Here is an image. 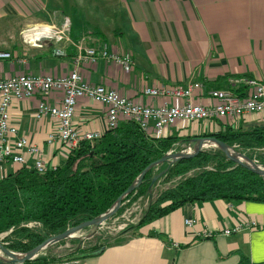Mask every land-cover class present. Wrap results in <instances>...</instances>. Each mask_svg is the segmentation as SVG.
Returning <instances> with one entry per match:
<instances>
[{
	"label": "crops",
	"instance_id": "obj_1",
	"mask_svg": "<svg viewBox=\"0 0 264 264\" xmlns=\"http://www.w3.org/2000/svg\"><path fill=\"white\" fill-rule=\"evenodd\" d=\"M35 17L46 22L32 21ZM43 24L57 30L68 25L69 40L43 41L34 47L22 39L26 28ZM87 48L98 53L106 50L132 62L128 70L101 56L95 64H82L79 73L91 85L157 106L163 99L144 96L143 88L200 83L201 92L193 102L211 105L209 90L237 91L232 83L242 78L264 82V0H55L53 4L48 0H0V52L10 54L0 59V80L21 74L66 75L74 70L78 53ZM41 99L35 94L14 100L9 114L17 137L39 148L50 170L62 164L69 152L56 140L48 142L57 121L50 116L35 117ZM60 101L58 93L46 99L50 105ZM106 111L102 104L81 98L73 126L80 134H104ZM249 121L264 124V115L242 118L238 127L251 126ZM225 124L231 123L226 119L179 123L168 129L167 136L216 133ZM149 135L157 137L153 132ZM24 159L23 164L1 162L0 179L22 168L33 169L32 156L24 153ZM186 220L193 224L186 225ZM252 220L255 228L249 226ZM232 229L236 231L223 234ZM138 234L125 235L127 241L105 248L96 257L23 264H264L261 203L187 204L141 227Z\"/></svg>",
	"mask_w": 264,
	"mask_h": 264
},
{
	"label": "trees",
	"instance_id": "obj_2",
	"mask_svg": "<svg viewBox=\"0 0 264 264\" xmlns=\"http://www.w3.org/2000/svg\"><path fill=\"white\" fill-rule=\"evenodd\" d=\"M203 137L222 138L253 159L249 154L264 149V124L244 129L225 124L216 133L154 137L136 123L125 120L95 141L80 142L55 168L42 173L22 168L0 179V235L10 251L26 253L50 236L103 214L150 164L170 151H179L180 145L192 146L194 139ZM257 161L264 165V155L258 156ZM169 182V187L157 189L160 183ZM138 198L148 203L136 224L106 240L99 236L95 245L86 248H78L79 241L70 240L77 248L75 254L120 245L128 240L127 233L129 237L138 236L141 227L187 204L217 200L264 204V176L237 167L215 149L151 168L114 217ZM32 223L36 227L30 228ZM71 256L45 254L32 262H60Z\"/></svg>",
	"mask_w": 264,
	"mask_h": 264
},
{
	"label": "built area",
	"instance_id": "obj_3",
	"mask_svg": "<svg viewBox=\"0 0 264 264\" xmlns=\"http://www.w3.org/2000/svg\"><path fill=\"white\" fill-rule=\"evenodd\" d=\"M68 30V25L60 30L47 24L35 25L26 28L21 36L27 44L38 47L43 41L56 43L68 41ZM56 53L61 54L59 51ZM99 56L119 64L125 70H128L132 64L129 58L110 54L106 50L98 53L95 49L87 48L78 53L74 70L66 75L21 74L0 80V163L10 160L23 164L25 162L24 153H26L33 158L34 170L40 173L46 171L39 148L28 142L26 138L17 137L18 129L11 122L9 114L11 103L14 100L29 99L35 94H39L42 98L37 105L35 117L41 119L50 116L57 121L56 132L48 136V142L56 140L67 147L68 152L76 149L82 141H95L103 135L99 132L80 134L73 126L77 102L81 98L89 99L107 108L106 131L117 128L121 121L130 120L136 123L143 132L147 134L153 132L157 137H166L168 129L179 123L226 119L232 125L237 126L242 118L264 115V82L253 78H242L233 82L232 86L233 88L237 86V91L209 90L207 96L212 104L207 106L193 102L195 96L201 92L200 83H190L184 87L170 85L145 87L142 90L144 96L161 98L163 102L157 106L143 105L139 101L122 96L113 89H107L102 85H91L83 80L79 67L82 64H95ZM8 58L10 54L0 52V59ZM57 93L61 95L59 104H48L46 99ZM169 100L179 103L172 104ZM147 203L148 200L138 198L119 216L101 225L94 235L102 232V229H111L113 236L120 234L128 226L136 224ZM185 224L191 226L193 222L186 220ZM36 225L32 223L29 227H36ZM249 226L255 228L257 224L252 220ZM235 231L236 229L225 230L223 234L230 235ZM85 242L86 240L81 244V248L85 246ZM69 246L71 244L67 245Z\"/></svg>",
	"mask_w": 264,
	"mask_h": 264
},
{
	"label": "water",
	"instance_id": "obj_4",
	"mask_svg": "<svg viewBox=\"0 0 264 264\" xmlns=\"http://www.w3.org/2000/svg\"><path fill=\"white\" fill-rule=\"evenodd\" d=\"M194 148L190 151H178L174 153L165 154L159 161L150 164L129 186V188L116 200V202L103 214L95 217L94 219L81 223L80 225L69 228L61 233L54 234L46 239L42 244L35 247L34 249L26 252V253H16L10 251L6 243L4 242V236L0 235V244L2 245V256L0 255V264H23L27 262H31L38 257L42 256L52 245L57 244L60 241H70V240H78L79 244L78 248H81V244L84 240L91 238L98 230V228L103 225L105 222L112 219L118 213L119 209L125 204L126 197L135 190L143 181L146 174L150 171L151 168L162 164L168 163L171 165L182 159H190L198 156L201 153L208 152L211 148H217L221 152H223L224 156L234 163L237 167L242 168L246 171L253 172L257 175L264 176V165H261L252 159L248 158L244 154H241L237 151L233 146L225 143L222 138L219 137H203L197 138L193 140ZM239 156L243 157L245 161L249 164H245L239 161ZM163 174V173H162ZM162 174L155 176L152 179V182L156 181ZM85 232L84 236L77 237L79 234ZM77 248H72L67 251L63 256H70V259L80 260L89 257H96L100 255L105 247H100L93 251H88L80 254H75ZM11 254H16L18 257L13 258Z\"/></svg>",
	"mask_w": 264,
	"mask_h": 264
},
{
	"label": "rangeland",
	"instance_id": "obj_5",
	"mask_svg": "<svg viewBox=\"0 0 264 264\" xmlns=\"http://www.w3.org/2000/svg\"><path fill=\"white\" fill-rule=\"evenodd\" d=\"M48 2H50V4L52 3H55V0H48ZM45 18H37L35 17L32 21H37L39 23V21H43V22H46V20H44ZM39 20V21H38ZM42 22V23H43ZM255 122L253 121H249V124H254ZM264 123V122H262ZM194 125H198V123H194ZM180 150L179 151H190V150H193L194 148V145H185V144H182L180 145ZM217 148H211L208 150L209 151H213ZM178 152V151H177ZM240 152V151H239ZM168 153H174V151H170ZM241 154H244L242 152H240ZM246 156V154H244ZM250 156H252V160L253 161H257V157L260 156V155H264V150H259V151H254V153L252 154H249ZM171 182L167 183V184H163V183H160L159 184V187L157 188L158 190H163L167 187H169ZM104 230V231H103ZM112 230L111 229H102V232L100 231L99 233H97L96 235H94L93 237H91L89 240H86V242L84 243L85 244V247L83 248H86L87 246H93L97 243V239L99 238V236L103 237L104 239L102 240H106V237H114V233L111 232ZM86 233L83 232L82 234H79L77 237H80V236H84ZM130 233H127L126 235H129ZM100 237V238H101ZM68 244H71L70 241H66L65 243L63 244H54L52 245L43 255L45 254H48V255H52V256H63V254H65L67 251L71 250L72 248H75L74 245L71 244V246L67 247Z\"/></svg>",
	"mask_w": 264,
	"mask_h": 264
},
{
	"label": "bare ground",
	"instance_id": "obj_6",
	"mask_svg": "<svg viewBox=\"0 0 264 264\" xmlns=\"http://www.w3.org/2000/svg\"><path fill=\"white\" fill-rule=\"evenodd\" d=\"M239 161L242 162V163H245V164H249L247 161H245V159L241 156H239ZM0 255L2 256V245L0 244ZM11 256L13 258H17L18 256L16 254H11Z\"/></svg>",
	"mask_w": 264,
	"mask_h": 264
}]
</instances>
